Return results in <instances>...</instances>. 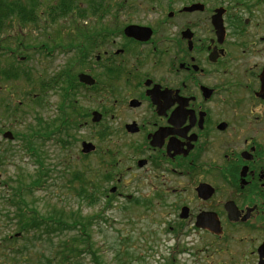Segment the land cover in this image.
<instances>
[{
  "label": "flooded vegetation",
  "instance_id": "obj_1",
  "mask_svg": "<svg viewBox=\"0 0 264 264\" xmlns=\"http://www.w3.org/2000/svg\"><path fill=\"white\" fill-rule=\"evenodd\" d=\"M43 5L49 37L64 41L50 63L75 61V115L63 107L98 153L100 138L109 145L107 198L140 200L150 223L169 221L164 264H264V0ZM8 131L0 119V150L16 142Z\"/></svg>",
  "mask_w": 264,
  "mask_h": 264
},
{
  "label": "rangeland",
  "instance_id": "obj_2",
  "mask_svg": "<svg viewBox=\"0 0 264 264\" xmlns=\"http://www.w3.org/2000/svg\"><path fill=\"white\" fill-rule=\"evenodd\" d=\"M44 1V0H39ZM45 3V2H43ZM45 22V21H43ZM59 25L63 22L58 21ZM20 23L15 22L10 31L5 32L2 37L12 36L17 38L18 35H22V41L24 42L23 52L17 53L15 58H25L28 60L29 68L32 69L37 65L38 71L43 72V75L54 74L62 68L61 65H57L59 62V56L56 54L53 58H46L41 54V50L38 49V45L44 41L46 24L40 29H34L33 25L22 27ZM42 25V23H41ZM52 28V27H51ZM53 29V28H52ZM52 29L50 31H52ZM33 36L29 39L26 36ZM0 37V38H2ZM18 43L14 46L17 50ZM36 46V47H32ZM7 48V47H6ZM32 48H36L35 52L29 51ZM1 58V57H0ZM55 64L50 62H55ZM27 67V65H26ZM40 72V74H41ZM10 82L9 80H0ZM3 83V82H0ZM6 90H0V98L7 95L11 99V103L14 105L24 102V110L26 115L20 122H15L11 125L9 121L4 118L2 124L11 130L14 134L18 132V138L16 142L10 145H5V148L0 150V264H49L46 259L52 260L57 255L59 250V243L62 240L68 241L72 234H63L61 238L53 237L50 243L47 240L36 241L35 247L30 252H24L23 256L11 255L8 250V242L4 243L3 240H7L6 237L17 239V242H10L12 251L14 247H19V250L27 244L28 238L34 242V233H23L19 231L17 227V220L13 218H7V210L4 209L5 198L7 194L11 193L10 186L4 184L5 181L16 182L19 178L31 188L25 192V199L30 205V208L37 209L42 214H47L54 208L65 207L66 209L76 210L79 208V200L76 195L68 188V181L71 179V175L78 173H88L90 181H95L93 176L100 174L97 172V168L100 163V154L102 150L107 152L108 143L103 139H99V153L87 155L85 158L81 155V143L83 140L95 143L96 140L91 134L90 128H74V136L70 137L72 145L67 149L58 145L56 140L43 144L40 141H36V149L42 153L45 152L46 167L51 168L50 177L45 185L39 187H32L36 176L33 175L36 166L33 161V156L29 155L26 151L27 142L20 136V132L26 133L27 127L30 126L29 131L32 129V124L36 121V116L40 115L47 121H53L58 117V107L61 102V91L57 87L54 91L51 90L47 93L46 105L44 109H36L32 104V98L25 100L23 94L30 92L33 95H39L37 91L32 90L25 81L21 80L14 83V88L18 87V91H14L13 84L6 83ZM12 93V94H8ZM86 109H93V104L84 102ZM20 136V137H19ZM29 137V136H28ZM76 141L74 142V140ZM102 149V150H101ZM48 174V169L46 170ZM99 177L96 179L98 180ZM12 185H14L12 183ZM76 187H81L79 182H75ZM109 190L114 186V183L107 184ZM106 188V186H105ZM125 194H133L136 197L138 193L133 190L125 191ZM141 198V197H138ZM105 201L101 200V203L92 206L84 207L82 214L84 216H93L101 212ZM32 204V205H31ZM144 204L140 202L138 205L134 201L129 202L126 200L114 201V206L111 207L104 216L100 217L94 224L92 229L94 248L96 251V257L102 264H164L163 258H168L172 254V249L175 245V239L173 233L169 230V221L166 220L162 223H150L149 218L143 216L141 209ZM159 214V213H157ZM156 214V215H157ZM161 215H159L160 217ZM18 235V236H17ZM14 236V237H13ZM29 244V242H28ZM31 248V247H30ZM10 259L8 260V258ZM16 258L15 260H13ZM19 259V260H17ZM90 256H88L84 263L95 264ZM180 264L187 263V257H178Z\"/></svg>",
  "mask_w": 264,
  "mask_h": 264
},
{
  "label": "trees",
  "instance_id": "obj_3",
  "mask_svg": "<svg viewBox=\"0 0 264 264\" xmlns=\"http://www.w3.org/2000/svg\"><path fill=\"white\" fill-rule=\"evenodd\" d=\"M57 3L61 0H55ZM43 4H38V0H0V37L5 32L11 30L15 22L20 23L22 27L33 25L34 29H40L46 22H43V16H40L39 11L42 9ZM60 19L58 17L53 22H57ZM42 23V25H41ZM46 34L44 41L38 45V49L41 50V54L44 57H50V51H54L55 45L62 46L63 40L61 35L51 39L49 37L50 32L44 28ZM32 39L33 36H26ZM22 41V35H18L17 38H12L8 35L0 38V80H9L10 82L0 81V90H6V83L13 84L21 80L25 81L32 90L39 93V97L33 98L32 93H24L23 97L25 100L32 98V104L35 101L39 103V107L43 108V100L48 91L56 89L60 83H63V87H59L61 91L62 102L59 106L60 114L53 121H46V119L40 115L36 116V121L32 124V129L29 131L30 126L27 127L26 133L20 132V136L23 142L26 141V151L29 155L33 156L37 164V171L34 173L36 178L33 182L32 187H39L45 185L48 180L47 168L46 167V156L45 152L38 151L35 146L36 141H40L43 144L50 141L56 140L58 145L62 148L67 149L72 145L70 137L74 136L73 129L78 128V121L74 117L73 122L70 120L72 113L66 111V107L72 108L75 115V93L78 87L77 81L72 77L71 73L75 66V61H70L68 65L54 72L44 76L43 72L35 70L37 65L32 69L29 68L28 60L25 58H15L17 53L21 54L24 46ZM17 45V50L14 46ZM54 44V46H52ZM14 45V46H13ZM7 47V48H6ZM36 47V46H32ZM36 48H32L29 51L35 52ZM27 65V67H26ZM41 72V74H40ZM51 77L47 79V77ZM18 87L14 88V91H18ZM12 94V93H8ZM10 100V101H9ZM66 103V107L63 104ZM27 104L29 102L27 101ZM26 104L20 102L18 104H12L11 99L7 95L0 98V117L8 118L13 117L15 122H20L24 119L26 111L23 109ZM18 136V132L16 133ZM19 136V137H20ZM29 136V137H28ZM76 139L74 140V142ZM86 157V156H85ZM105 160L102 158L101 163ZM107 164V162H104ZM88 171V170H87ZM75 173L71 175V179L68 181V188L71 192L76 195V198L82 204H86L87 207H92L101 202L97 195H104L107 192V184L110 183L112 177L111 172L108 169H103L100 177L97 175L93 176L95 181H90L88 173ZM49 172V171H48ZM100 173V171H99ZM99 177L98 180H96ZM79 182L81 187H76L75 182ZM25 181L20 178L13 182L10 180L5 181L4 184L10 186L11 193H8V197L5 198L4 209L7 210V218H13L17 220V227L20 232L23 233H34V242L28 238L27 244L19 250V247L12 246L10 242H17L12 238L6 237L7 240L2 242H8V250L12 254L17 256H23L24 252H30L35 247L36 241L47 240L49 243L53 237L61 238L63 234H72L68 241L62 240L59 243V250L57 255L52 260L51 258L46 259L49 264H85V259L90 256L95 264H102L96 257V251L94 248L92 229L95 222L112 207V202L104 203L101 212L93 216H84L79 213V210H70L65 207L54 208L47 214H42L39 210L30 208V205L25 199V192L28 191L31 186H26ZM12 183L14 185H12ZM106 186V188H105ZM32 205V204H31ZM14 237V236H13ZM29 242V244H28ZM34 247H33V246ZM31 247V248H30ZM10 257L8 258V260ZM14 258L13 260H15ZM19 260V259H17Z\"/></svg>",
  "mask_w": 264,
  "mask_h": 264
},
{
  "label": "water",
  "instance_id": "obj_4",
  "mask_svg": "<svg viewBox=\"0 0 264 264\" xmlns=\"http://www.w3.org/2000/svg\"><path fill=\"white\" fill-rule=\"evenodd\" d=\"M139 30L140 29L137 28V27H129L126 30V34L129 35V36L139 37L140 38L141 33H140ZM80 79H81V81H83L85 83H88V84H92L93 83V80L90 77L86 76V75H81ZM95 120H96V118H95ZM94 150H95V146L93 144L86 143V142L83 143V152L84 153H90V152H92Z\"/></svg>",
  "mask_w": 264,
  "mask_h": 264
}]
</instances>
